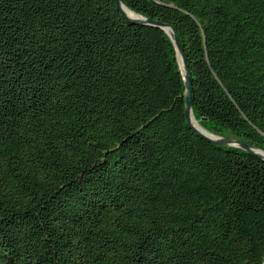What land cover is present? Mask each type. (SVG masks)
<instances>
[{"label":"trees","instance_id":"16d2710c","mask_svg":"<svg viewBox=\"0 0 264 264\" xmlns=\"http://www.w3.org/2000/svg\"><path fill=\"white\" fill-rule=\"evenodd\" d=\"M119 1L0 0V264H263L264 0Z\"/></svg>","mask_w":264,"mask_h":264},{"label":"water","instance_id":"95a60500","mask_svg":"<svg viewBox=\"0 0 264 264\" xmlns=\"http://www.w3.org/2000/svg\"><path fill=\"white\" fill-rule=\"evenodd\" d=\"M114 3L116 4L117 8L123 13L125 14V16L131 20V21H136L138 20L137 18H130L126 13L125 11L123 10V5L120 3L119 0H113ZM163 30H165L169 36L171 37L174 33L172 27L170 26H166V25H163V24H160L159 25ZM167 29H169L171 31V34L167 31ZM176 47H177V51L179 53V57H180V60H181V64L183 66V69H184V73H185V83H186V117H187V120H188V124L190 125V127L198 134L200 135L201 137L205 138V139H209L211 141H214L216 143H219V144H222V143H227L229 145H233V146H242L240 144H238L236 141H225L223 140L222 138L218 137V136H215L212 134L213 137L207 135L206 133H204L203 131H200L199 129H197L193 123H192V112H191V88H190V83H189V76H188V68H187V65H186V60H185V57L183 55V51L181 49V47L179 46V43L178 41H176ZM211 134V133H209ZM245 148H247L246 146H243ZM256 153H259L260 156L262 158H264V153H262L261 151L259 150H256L254 149ZM263 264H264V261H263Z\"/></svg>","mask_w":264,"mask_h":264},{"label":"bare ground","instance_id":"6f19581e","mask_svg":"<svg viewBox=\"0 0 264 264\" xmlns=\"http://www.w3.org/2000/svg\"><path fill=\"white\" fill-rule=\"evenodd\" d=\"M123 10L125 11V13L130 17V15L126 12V10L124 9V7H123ZM131 14V13H130ZM130 18H132V17H130ZM167 31L171 34V31L169 30V29H167ZM192 123H193V125L197 128V129H199L200 131H203L204 133H205V130H203L200 126H199V124L195 121V119L194 118H192ZM207 133V132H206Z\"/></svg>","mask_w":264,"mask_h":264},{"label":"rangeland","instance_id":"374dc122","mask_svg":"<svg viewBox=\"0 0 264 264\" xmlns=\"http://www.w3.org/2000/svg\"><path fill=\"white\" fill-rule=\"evenodd\" d=\"M128 13H129V12H128ZM129 14H130V13H129ZM130 16L133 17L134 15L131 13ZM134 17H136V16H134ZM178 59H179V64H180L181 68L183 69V66H182V64H181V60H180V57H179V56H178ZM202 129H203V128H202ZM203 130H204V129H203ZM206 132H207V131L205 130V133H206ZM206 134L209 135V136H211V137H213L212 134H209V132H207Z\"/></svg>","mask_w":264,"mask_h":264}]
</instances>
